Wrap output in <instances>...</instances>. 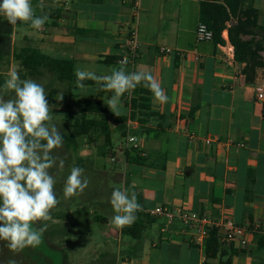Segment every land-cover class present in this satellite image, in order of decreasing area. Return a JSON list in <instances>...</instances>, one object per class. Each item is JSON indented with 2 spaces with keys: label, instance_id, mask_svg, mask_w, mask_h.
Here are the masks:
<instances>
[{
  "label": "crops",
  "instance_id": "crops-1",
  "mask_svg": "<svg viewBox=\"0 0 264 264\" xmlns=\"http://www.w3.org/2000/svg\"><path fill=\"white\" fill-rule=\"evenodd\" d=\"M31 3L36 16L48 14L49 20L35 29L42 37L29 39L21 48L30 46L52 58L73 60L76 69L101 76L110 75L115 67L130 72L120 60L130 39L133 0ZM141 3L134 70L151 72L169 99L156 102L143 83L138 85L149 91L148 116L144 124L135 120L127 125L129 135L139 140L141 157L132 154L127 163L125 151L132 147L125 140L120 148L125 168L132 170L130 188L140 210L179 208L213 221L229 218L243 226L256 224L260 230L250 236L248 250L223 243L221 230V254L210 260L206 240L198 239L194 228L179 220L170 224L164 216L149 217L140 239L124 236L123 227L107 232L106 238L117 239L128 253L117 264H264V243L260 244L264 240V103L256 93L264 82V68L257 70L254 83L247 84L243 75H237L242 65L228 57H234L230 42L197 40L198 0ZM248 4L259 12L260 29L253 38L264 46V0H248ZM91 87L83 89L85 97L100 98L109 115L116 116L106 105L113 92L100 90L97 82ZM119 110L120 116H129L124 95ZM110 123L112 133L118 131L112 118Z\"/></svg>",
  "mask_w": 264,
  "mask_h": 264
},
{
  "label": "clouds",
  "instance_id": "clouds-1",
  "mask_svg": "<svg viewBox=\"0 0 264 264\" xmlns=\"http://www.w3.org/2000/svg\"><path fill=\"white\" fill-rule=\"evenodd\" d=\"M0 15L10 25L30 22L34 29H41L48 22V14L36 16L31 0H2ZM76 84L84 88L86 79L97 82L100 90L113 92L106 105L120 116V98L138 85L148 88L156 102L164 104L168 96L161 83L147 70L126 72L112 70L110 75L76 69ZM4 92L14 96L5 98L0 94V241L14 256L27 247H36L42 241L47 223L34 227L38 222L52 219L50 213L59 204L54 191L56 180L50 169L56 166L54 149L63 145L60 129L52 121V110L47 93L42 84L31 79H21L17 70L10 72L3 85ZM61 95L58 100H62ZM58 167L64 168V160L59 159ZM89 185L84 169L73 166L64 184V198L82 192ZM115 215L111 218L117 228L132 224L135 213L141 209L135 193L117 187L110 198ZM10 257L6 264H17Z\"/></svg>",
  "mask_w": 264,
  "mask_h": 264
},
{
  "label": "rangeland",
  "instance_id": "rangeland-1",
  "mask_svg": "<svg viewBox=\"0 0 264 264\" xmlns=\"http://www.w3.org/2000/svg\"><path fill=\"white\" fill-rule=\"evenodd\" d=\"M38 37H42V34L28 26V23L18 21L14 33L15 52H18L22 45H28L29 39ZM12 70H17L21 79H31L44 86L49 104L56 105L52 110L51 123L60 129L61 134L72 133L74 119L80 111L75 96L87 98L83 89L94 88L91 86L80 88L70 82L62 83L50 73L33 77L12 55L0 61V94L6 99L14 96V93H5L3 89ZM53 91L56 93L52 98ZM61 95L63 99L58 100ZM66 111L72 112L70 118H67ZM94 138V143L85 138L80 139L77 148L68 149L63 144L59 149L53 150L54 157L64 160L63 170L58 167L59 159L56 166L49 170L56 180L54 191L60 202L51 210V220L34 225L39 227L47 223L48 227L42 235V241L38 246L27 247L15 256L7 249L6 242L0 241V264H6L13 256L17 264H117L118 260L126 257L128 253H125V247L117 239L106 238L109 230L118 229L110 223L115 215L110 203L113 190L122 187L132 194L130 188L132 170L127 171L122 162L124 156L120 152V148L125 146V139L119 131H114L112 145L108 147L104 144L103 137ZM113 153H116L117 158ZM114 157L115 161L112 160ZM73 166L84 169V176L88 178L89 185L82 192L64 198V184ZM128 239L134 242L131 238ZM262 260L264 261V256Z\"/></svg>",
  "mask_w": 264,
  "mask_h": 264
},
{
  "label": "trees",
  "instance_id": "trees-1",
  "mask_svg": "<svg viewBox=\"0 0 264 264\" xmlns=\"http://www.w3.org/2000/svg\"><path fill=\"white\" fill-rule=\"evenodd\" d=\"M201 5L200 22L205 23L214 33L213 42L216 45H225L222 32L228 30L230 44L234 48V60L242 65L241 73L247 84H252L256 80L257 70L264 68V46L254 40V35L260 29L258 24L259 12L248 0H198ZM30 23V22H29ZM229 25V26H228ZM15 25H10L6 19L0 15V61L14 55L31 76L39 77L45 73L54 74L58 81L65 83H75L77 80L76 66L73 60L52 58L34 47H24L18 52L14 49ZM250 37V39H247ZM112 60V58H110ZM117 61V58L113 59ZM109 62V61H108ZM85 86H94L95 81L86 79L82 82ZM134 97L128 102L130 108L129 116L111 117L107 107L103 106L100 98L87 97L77 98L76 105L80 109L79 115L74 119L73 131L70 134H62L63 144L68 148H77L82 138L90 143L95 142V136L104 138V144L108 147L112 145V131L110 120L118 127L121 136L126 140L130 128L127 123L137 120L140 125L144 124V117L148 116L149 91L137 86L134 90ZM56 91L51 93L54 97ZM139 113V114H138ZM264 114V111H263ZM67 118L72 116V112L66 111ZM109 152L112 153L111 150ZM134 154L139 158L137 149L125 151L127 163L129 157ZM137 219L130 225L122 228V234L134 240L140 239L145 230V220L150 217L141 210L135 213ZM220 229L212 228L209 237L206 239L207 259L213 260L221 254ZM264 240L260 242L263 244ZM210 264V263H204Z\"/></svg>",
  "mask_w": 264,
  "mask_h": 264
},
{
  "label": "built area",
  "instance_id": "built-area-1",
  "mask_svg": "<svg viewBox=\"0 0 264 264\" xmlns=\"http://www.w3.org/2000/svg\"><path fill=\"white\" fill-rule=\"evenodd\" d=\"M142 11L141 0H133V21L130 26V39L126 47V51L120 60V64L130 68V72L135 71L134 68L139 59V49H140V14ZM229 26V25H228ZM196 37L199 42H211L214 39V33L208 28V26L200 22L197 27ZM222 37L226 43L229 42L228 30L222 32ZM222 49H225L223 47ZM165 52L167 50H164ZM228 55V54H227ZM231 60H234L233 55H228ZM129 72V73H130ZM238 76H242L241 72H237ZM257 99L264 103V82H262L256 88ZM125 98L130 103L134 97V92L131 90L124 94ZM132 121H129V124ZM139 140L137 137L128 135L126 139L127 147H132L139 149ZM150 217L164 216L167 218L168 222L171 224L176 220L192 227L197 232L198 239L204 241L209 237V231L212 228L220 229L224 232L223 243L232 245L237 243L239 247L244 250L251 248L252 243L250 241V236L258 232L259 226L256 224H251L249 226H243L237 224L232 219H225L223 221H213L206 215H201L194 212H188L183 209H172L169 207H158L154 210L146 212ZM122 264H129L128 262H122Z\"/></svg>",
  "mask_w": 264,
  "mask_h": 264
}]
</instances>
